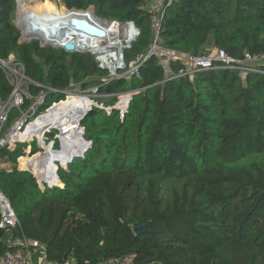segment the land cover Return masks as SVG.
I'll use <instances>...</instances> for the list:
<instances>
[{
    "label": "trees",
    "instance_id": "1",
    "mask_svg": "<svg viewBox=\"0 0 264 264\" xmlns=\"http://www.w3.org/2000/svg\"><path fill=\"white\" fill-rule=\"evenodd\" d=\"M53 1L91 8L109 20H133L140 35L126 50L127 60L149 45V0ZM53 6L29 8L41 16ZM14 12L15 0H0V58L12 53L31 79L58 88L97 85L103 93L142 88L122 117L115 109H96L82 118L91 144L58 169L62 186L40 188L32 173L15 166L21 146L0 148V160L13 168L0 169V188L46 259L62 263L71 255L76 264H95L130 254L133 264H264V73L216 67L160 82L163 71L149 57L139 77L101 83L103 71L91 54L20 41ZM159 36L163 45L192 55L211 47L234 59L264 52V0L165 3ZM181 65L179 59L173 64ZM9 91L0 69V96ZM89 104L70 98L35 122L37 128L50 122L74 138L65 151L45 145L46 153L28 161L39 179L54 182L53 159L64 164L84 149L76 113ZM70 108L66 121L57 118ZM135 223H147V230L135 233ZM8 236L0 230V252L18 247L3 241Z\"/></svg>",
    "mask_w": 264,
    "mask_h": 264
},
{
    "label": "built area",
    "instance_id": "2",
    "mask_svg": "<svg viewBox=\"0 0 264 264\" xmlns=\"http://www.w3.org/2000/svg\"><path fill=\"white\" fill-rule=\"evenodd\" d=\"M175 0H149L146 8L149 14V24L151 37L147 49L139 52L130 59H126V50L132 47V44L140 35V29L133 20L106 19L94 15L93 11L87 9L67 8L72 17L85 18L93 25L104 30L102 36L92 35L81 30L75 29L71 23L64 21H55V23L29 26L27 21L31 20L28 15L31 11L20 5L15 0V24L20 30V41L38 39L42 46L50 45L63 49L65 52H87L91 54L97 67L103 71L100 77L101 83H106L111 79L130 78L131 76H140V67L147 58L153 57L156 64L163 71V78L160 82L171 79H177L187 76L190 79L200 72L216 67H230L237 70L240 74L248 72H262L259 65L264 64V52L251 54L244 53L240 59L230 57L223 50L213 48L208 54L192 55L189 53H180L161 43L159 36L160 14L165 3H172ZM30 5V2H27ZM58 8L57 5H55ZM30 14H26V11ZM84 12L86 17H79L77 12ZM63 26V27H62ZM71 43L73 49H66L65 44ZM181 60L182 65L174 67L176 60ZM0 69L3 72L7 82L10 85V91L6 97L0 96V148L13 150L17 145L22 148V154L16 159L17 169L29 171L36 178L40 188L46 186H62L59 184H50L38 176L29 168L20 166V158L34 157L36 154L46 153L45 145H49L54 152L65 151L66 147L74 145V138L71 135H64L60 127L45 122L38 128L35 122L39 118H44L51 114L61 103L70 98L85 96L90 104L85 109L77 110L78 130L82 134L84 143V126L81 120L87 115L88 111L103 109L118 111L119 116L124 115L128 108V98L142 90V88L119 91L117 93L100 92L97 85L82 88L78 82H71L65 88H58L42 82L35 81L25 73L24 64L10 53L7 59L0 58ZM33 88V89H32ZM124 95L125 101H121ZM115 97V102L109 104L106 101H99V97ZM123 102V103H122ZM75 107V106H74ZM59 112L57 118L66 121L69 111ZM81 117V118H80ZM50 121V120H47ZM69 121V120H68ZM39 129L41 138L35 130ZM55 130V131H54ZM67 136V137H66ZM34 142V145L32 143ZM71 158V157H70ZM69 158V159H70ZM68 159V160H69ZM73 159V158H72ZM61 164L58 159H53L56 163L54 170L58 175V169H67L68 163ZM0 169L7 172L12 171V163L6 159L0 160ZM0 230L9 234L8 238H2L10 246H18L15 250H4L0 252V264H76V260L71 255L64 258L62 263L50 262L46 259L44 248L34 240H29L23 233L20 221L6 194L0 188ZM14 232V234H13ZM12 233V234H11ZM95 264H133V255L123 254L115 255L99 261Z\"/></svg>",
    "mask_w": 264,
    "mask_h": 264
},
{
    "label": "bare ground",
    "instance_id": "3",
    "mask_svg": "<svg viewBox=\"0 0 264 264\" xmlns=\"http://www.w3.org/2000/svg\"><path fill=\"white\" fill-rule=\"evenodd\" d=\"M19 1V4L20 5H24L23 7H25L26 9H28L30 11V5L27 4V2H29L28 0H18ZM49 8V7H48ZM26 11V14H30L29 11ZM32 15H28L30 17L31 20L27 21V24L29 26H33V27H37L38 25H46V24H51V23H55V21H64L63 23L65 24V22H69V19L72 15H70V12H68L66 9L62 8L61 10L59 11H54L52 8L46 10L44 12L43 15H38L36 12L34 11H31ZM78 16L79 17H86L87 15L84 13V12H77ZM63 27V26H62ZM76 99H80L82 101H84V99H87V97H84V96H81V97H74ZM89 100V99H87ZM121 101H125V97L124 95L121 96ZM122 102V103H123ZM77 119V118H76ZM76 133L78 134V136L80 137V139L82 140L83 144H84V148L86 146V143H84L83 139H82V134L80 132V130H78V124H77V129H76ZM80 153V152H79ZM78 154V153H76ZM42 155V154H41ZM71 157V156H70ZM69 157V158H70ZM68 158V159H69ZM67 159V160H68ZM66 160V161H67ZM65 164V163H64ZM63 164V165H64ZM20 166L22 168H29L28 166V163H26L24 166L20 163ZM56 168V166H54ZM30 169V168H29ZM31 170V169H30ZM55 170V169H54ZM32 171V170H31ZM53 175H54V182H51L50 184H53V183H57L59 184L60 181L59 179L56 177V174L55 172H53Z\"/></svg>",
    "mask_w": 264,
    "mask_h": 264
},
{
    "label": "water",
    "instance_id": "4",
    "mask_svg": "<svg viewBox=\"0 0 264 264\" xmlns=\"http://www.w3.org/2000/svg\"><path fill=\"white\" fill-rule=\"evenodd\" d=\"M70 23L75 29L81 30V31L86 32L88 34L99 35V36H102L104 34V30H102V29L98 28L97 26L93 25L92 23H90L85 18L72 17V18H70ZM65 48L66 49H73V45L71 43H67V44H65ZM130 100H131V97L128 98V103L130 102ZM94 112H95V110L88 111L87 115H92ZM122 116L123 115H121V117ZM90 144H91V141L87 140L85 148L80 153L71 155V158L68 160V162L72 158L82 157L84 155V152L90 146ZM22 170H26V169H22ZM56 176L59 177L57 174H56ZM147 227H148L147 223H145V224L135 223L133 225V231L135 233H137V234L144 233L147 230Z\"/></svg>",
    "mask_w": 264,
    "mask_h": 264
},
{
    "label": "rangeland",
    "instance_id": "5",
    "mask_svg": "<svg viewBox=\"0 0 264 264\" xmlns=\"http://www.w3.org/2000/svg\"><path fill=\"white\" fill-rule=\"evenodd\" d=\"M29 2H30V6L31 7H38L39 8V6L40 5H46V3H52L54 6L55 5H57L56 3H55V1H53V0H28ZM53 6V8H55ZM58 6V9H62L63 7H65V6H62V5H57ZM51 9V8H50ZM56 9V8H55ZM90 10H91V8H89ZM48 10V9H47ZM57 10V9H56ZM56 10H54V11H56ZM14 20H15V16H14ZM214 47H211L210 49H213ZM85 97V96H84ZM98 100L99 101H102V100H104V101H107V97H104V96H102V97H99L98 98ZM87 108V107H86ZM85 109V108H84ZM55 131V130H54ZM32 145H34V142L32 143ZM47 146V145H46ZM44 154V153H43ZM41 154H38L37 156H35V157H33V158H29V157H26L22 162H21V164L24 166L25 164H26V162L28 163V161L29 162H31L32 160H34V159H36V158H38L39 156H40ZM53 163H54V166H56V163H55V161L53 160Z\"/></svg>",
    "mask_w": 264,
    "mask_h": 264
},
{
    "label": "crops",
    "instance_id": "6",
    "mask_svg": "<svg viewBox=\"0 0 264 264\" xmlns=\"http://www.w3.org/2000/svg\"><path fill=\"white\" fill-rule=\"evenodd\" d=\"M49 8H52V7H49ZM49 8H48V9H49ZM52 9H53V8H52ZM53 10H54V9H53Z\"/></svg>",
    "mask_w": 264,
    "mask_h": 264
}]
</instances>
